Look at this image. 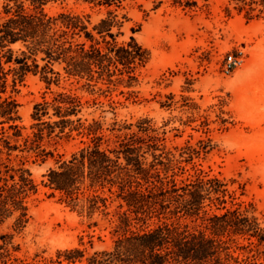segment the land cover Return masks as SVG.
<instances>
[{
    "label": "rangeland",
    "instance_id": "obj_1",
    "mask_svg": "<svg viewBox=\"0 0 264 264\" xmlns=\"http://www.w3.org/2000/svg\"><path fill=\"white\" fill-rule=\"evenodd\" d=\"M9 2L0 0V10ZM45 10L51 17L84 15L104 48L128 47L134 38L149 59L138 61L133 71L107 61V69L96 68L92 79L69 75L66 63L55 62V74L46 75L55 82L49 84L39 69L16 91L8 88L3 97L17 101L19 119L0 118V187L19 181L24 170L36 188L24 199L25 222H19L21 211L0 221V264H88L95 253L113 250L124 234L120 189L85 185L72 203L52 188L49 174L88 146L99 143L107 153L118 149L125 135L140 127L149 129L146 137L157 138L156 153L172 160L179 184L198 177L219 180L224 205L264 229V0H125L121 7L51 0ZM103 19L114 20L113 37L104 39L95 30ZM11 48L15 57L26 50L22 42ZM229 55L241 60L231 74L225 72ZM110 56L116 58V51ZM45 57L39 54L40 67ZM60 94L77 99L76 115H56ZM46 102L48 115L39 121L35 108ZM62 119L70 122L64 126ZM6 141L17 149L10 150ZM94 194L108 198L106 205L90 208L86 199ZM157 224L154 218L148 225ZM134 226L129 231L143 228ZM230 245L231 264H264V248H244L248 241L242 237ZM77 249L85 256L67 261L68 252Z\"/></svg>",
    "mask_w": 264,
    "mask_h": 264
},
{
    "label": "trees",
    "instance_id": "obj_2",
    "mask_svg": "<svg viewBox=\"0 0 264 264\" xmlns=\"http://www.w3.org/2000/svg\"><path fill=\"white\" fill-rule=\"evenodd\" d=\"M50 1L10 0L0 10V118L8 122L19 119L18 103L3 95L10 86L16 91L18 83L30 72L37 74L40 69L51 84L55 79L46 75L55 74L52 67L55 62L66 63L69 75L92 79L96 68L107 69V61L133 71L138 61L145 63L149 59L146 50L134 38L128 47L122 46L118 50L102 47L88 30L86 21L89 20L84 15L63 13L57 17L49 16L45 7ZM83 1L95 6L121 7L125 0ZM114 24L112 19H103L95 30L104 39L105 34L113 37ZM82 37L85 40L78 41ZM18 42L24 43L26 48L21 57H15L11 48ZM115 51L116 58H113L110 54ZM41 53L46 54L44 67L38 64ZM11 74L14 75L12 84L9 80ZM59 97L55 99L59 103L57 116L67 118L78 113L74 105L77 99L65 94ZM50 106L47 102L38 104L34 117L42 121ZM69 122L62 119L60 124L66 126ZM11 128L20 133L17 125ZM39 131L43 134L44 130ZM148 131L140 127L138 132L126 134L118 149L109 152L115 157L98 143L83 148L71 161L63 163L61 170L49 174L52 188L65 194L72 203L79 199L81 187L85 185L91 189H120L121 208L126 210L120 214L119 229L124 230V234L115 241L113 250L95 253L88 259V264H231L234 258L230 254V244L237 243L238 237L248 241L244 248L260 252L264 248V229L257 220L249 218L238 208L224 205L225 190L217 179L198 177L179 184L170 166L172 160L165 162L163 154L156 153L161 150L158 140L154 136L146 137ZM6 143L10 150L17 149ZM149 156L153 157L151 162ZM30 176L28 171L22 170L19 181L0 187V221L15 211H21L19 222H25L28 209L24 206V199L36 188ZM11 178L16 181L15 175ZM86 200L90 208L95 209L101 202L106 205L108 198L94 194ZM218 204L222 208L212 211L213 205ZM154 218L158 219V224L150 228L148 224ZM172 219L175 222L169 223L168 220ZM183 219L194 225L183 224ZM139 224L143 228L129 231ZM68 255L66 260L69 262L85 256L79 249L68 252Z\"/></svg>",
    "mask_w": 264,
    "mask_h": 264
},
{
    "label": "built area",
    "instance_id": "obj_3",
    "mask_svg": "<svg viewBox=\"0 0 264 264\" xmlns=\"http://www.w3.org/2000/svg\"><path fill=\"white\" fill-rule=\"evenodd\" d=\"M241 64V60L233 55H229L226 60L225 72L231 74Z\"/></svg>",
    "mask_w": 264,
    "mask_h": 264
}]
</instances>
